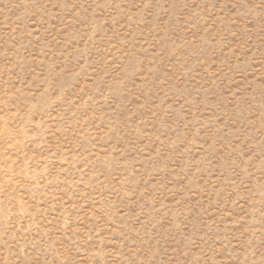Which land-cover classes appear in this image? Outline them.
<instances>
[{
  "label": "rangeland",
  "instance_id": "1",
  "mask_svg": "<svg viewBox=\"0 0 264 264\" xmlns=\"http://www.w3.org/2000/svg\"><path fill=\"white\" fill-rule=\"evenodd\" d=\"M0 264H264V0H0Z\"/></svg>",
  "mask_w": 264,
  "mask_h": 264
}]
</instances>
